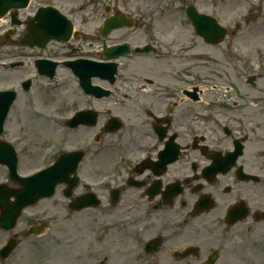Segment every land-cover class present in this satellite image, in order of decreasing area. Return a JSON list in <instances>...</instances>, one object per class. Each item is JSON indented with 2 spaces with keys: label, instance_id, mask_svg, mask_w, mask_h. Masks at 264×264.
<instances>
[{
  "label": "flooded vegetation",
  "instance_id": "af4514ba",
  "mask_svg": "<svg viewBox=\"0 0 264 264\" xmlns=\"http://www.w3.org/2000/svg\"><path fill=\"white\" fill-rule=\"evenodd\" d=\"M193 2L156 0L150 15L138 11L134 30L144 37L140 44L132 38L117 43L111 42V36L102 39L100 31L109 19L110 9L106 7H111V2L105 7L98 31L85 32L93 28L91 16L82 23L78 37L67 44L51 42L45 49L16 47L31 32V17L22 19L25 11L10 12L0 20V69L13 74L19 68L25 69L17 82L10 75L8 90L16 92V103L22 100L17 117L29 111L44 122L48 113L64 118L59 122L62 133L60 143L54 144L52 161L64 156L67 141L76 140L71 134L92 131V141L74 149L83 150L85 155L76 187H82L83 195L73 197L75 188L66 198L64 186L58 192L66 200L61 210L70 214L87 210L74 211L85 203L81 200L84 197L98 200L97 206L88 208L97 209L95 215L100 221L89 230V242L97 243L89 257L101 260V264L111 260L136 264H264V89L259 95H248L250 92L244 90L245 96L234 94L243 75L235 70L236 62H227L228 55L225 60L229 71L213 75L202 72L205 81L200 86L189 79L191 62L207 60L206 54H198L194 60L190 57L192 51L199 50L189 39L199 37L191 31L187 10L195 5L201 11L203 0ZM114 8L116 14L117 4ZM169 13L172 15L167 17ZM159 19H165L163 26L168 24L178 36L164 32ZM18 21L21 25L14 28L13 23ZM122 43L148 45L149 52L131 51L117 60L114 84L92 71V85L111 94L102 98L85 95L78 88L72 68L64 64H109L104 48ZM18 49L23 52L21 61L15 60L20 57L15 53ZM141 58L163 67L164 61L176 65L171 71L165 67L158 72L159 81L137 68ZM9 62L21 64L6 67ZM55 63L59 64L56 68ZM180 68L186 79L175 80L173 74ZM52 69L55 77L50 79ZM230 71L237 79L222 80ZM169 73L171 82L166 80ZM64 74L80 91L79 101H68L71 106L62 110L49 111L43 103L40 107L38 95L59 86ZM259 81L258 77L252 83L248 79L241 87L256 90ZM219 84L229 85V89L221 91ZM111 99L116 110L133 106L132 120L112 115L107 103ZM36 109L40 112H34ZM77 114H82L81 122L70 129L68 123ZM104 117L107 119L100 125ZM114 118L122 120L124 126L120 132L110 134L108 128ZM113 137L116 140L111 142ZM90 159L92 175H86L83 165ZM79 252L77 249L76 262L81 261Z\"/></svg>",
  "mask_w": 264,
  "mask_h": 264
},
{
  "label": "rangeland",
  "instance_id": "374dc122",
  "mask_svg": "<svg viewBox=\"0 0 264 264\" xmlns=\"http://www.w3.org/2000/svg\"><path fill=\"white\" fill-rule=\"evenodd\" d=\"M34 5H37L40 2H36ZM146 0H46L48 3L56 4L62 7L64 10H79V15L84 13H91L94 16L93 24L90 27L92 29H87L88 31H97L100 25V19L102 16H105V7L111 2L113 4L119 2L121 5H125L130 8L136 9L142 5L144 10L148 3ZM150 2V1H148ZM222 5L220 7V14L218 15L222 24L228 29L229 32H238L237 37L228 36V40L220 44L217 48L211 49L209 47H203L201 44H198L197 50L195 51L200 54H206L207 60H201L200 63L196 62L194 65H197L193 68L196 71H193L192 66L190 68V73L193 74L197 72H207L208 68H217V73L221 71H229V66L226 63V58L228 53V47L234 46L238 47L239 54L237 55V62L242 65L238 66V71L243 76L242 83H239L234 94L237 96H245L244 91L250 92L248 95H259L260 91L264 89V77H258L260 81L258 82V88L256 90H250L245 86V82L248 76H251L252 73H261V72H249L245 67L253 65H258L260 63L264 69V0H221ZM170 4V3H168ZM166 4V6L168 5ZM210 0H203L202 7L205 9H211ZM164 6V11L166 10ZM35 6H31L28 10H25L23 13L22 19L31 17L34 11ZM218 10V8H217ZM214 11V10H213ZM175 14V13H174ZM79 15L77 16V22L80 20ZM172 13L167 14V17L171 16ZM176 15V14H175ZM168 20V18H167ZM160 21V19H159ZM166 20H161V24ZM168 26V29H166ZM164 32H167L168 35L178 36L177 32L172 30L168 24H162ZM21 29V28H20ZM17 33H19V30ZM22 30V29H21ZM86 30V29H85ZM135 31V30H134ZM136 33L132 31H120L116 32L111 36V42L117 43L125 39H134L135 43L144 42V37L141 32ZM21 33V32H20ZM236 39V40H235ZM183 40V39H182ZM180 40V41H182ZM235 40V42H234ZM188 42V40L186 39ZM236 48H232L235 51ZM20 50H15L19 54ZM247 55L248 57H242ZM221 54V55H220ZM258 54H262L259 56ZM229 57V55H228ZM231 59H234L231 57ZM151 59L141 58L138 59L137 68L143 74L154 76L156 79L161 81L158 72L162 69L171 71L176 63L167 61L163 62L164 66L159 65V63L153 64ZM227 62H231L228 59ZM250 64V65H249ZM137 65V64H136ZM222 66V67H221ZM23 68L17 69L16 73L2 71L0 69V89H8L11 86L10 75L13 76L15 82L19 80L22 75ZM20 73V74H19ZM264 74V70L262 71ZM187 73H185L186 75ZM61 76V75H60ZM59 76V77H60ZM200 79V76H198ZM185 78V77H184ZM186 79V78H185ZM192 81V76L189 78ZM227 79H237L236 74L229 72L225 77L222 76V80ZM166 80L171 82L172 77L169 73ZM173 81V80H172ZM197 83V82H194ZM18 84V83H17ZM172 86V84H171ZM79 96V91L75 89V85L71 80L70 76L64 74L61 78L60 85L53 88H49V92H43L42 95H38L37 100L39 106L41 107L42 103L46 105V108L49 111L62 110V108H67L71 106V103L67 104L68 101H79L77 97ZM112 110V115H122L128 116L130 120L134 117V107L129 106L122 108L121 110H116V103L114 99L107 101ZM22 100H19L13 107V113L8 118L6 123V129L3 136V139L13 143L18 150L20 164H19V173L22 176H27L37 172L45 164V160L42 159L44 154V149L49 145L60 143L59 136L62 133L60 130L58 133L54 131L53 122H44V120L39 119L34 116V114L26 111L24 117H17L19 111L22 109ZM244 105H242L243 107ZM132 111H129L127 109ZM70 109V108H68ZM64 111V110H63ZM66 113H69L65 111ZM129 113V114H127ZM107 117L101 122H105ZM97 130V127L95 128ZM94 130V131H95ZM92 132V131H91ZM83 134V132H78L71 134L76 139L73 142L67 141L66 149L70 147H77L85 145L89 141V136L91 134ZM126 134V131H124ZM116 140V137L110 139L111 142ZM65 144V143H64ZM105 156H102L103 161ZM91 162L88 161L84 164L83 168L86 175H92L91 167L89 166ZM8 182V170L5 167H0V184ZM11 184V183H10ZM12 187H15L11 184ZM82 187L76 188L74 191L73 197H80L83 195ZM66 201L59 192L56 197L50 200H45L40 202L37 206L28 208L24 211L22 217L18 221L17 227L12 232H4L0 229V249L7 242L10 237H18V241L21 242L20 246L17 248L15 253L12 255V258L7 261L0 260V264H101V260H92L89 257L90 250L93 246H97V243L89 242V230L90 227L98 225L100 221L99 217L95 215L96 210H85L78 214H70L61 210V205ZM46 224L48 229L41 237H28L26 232L34 224ZM74 240L78 241L77 245L72 244ZM73 246V247H72ZM97 248V247H96ZM77 249L80 250L79 254L81 261L76 262L74 259L77 254ZM97 250V249H94ZM119 264H136L131 260H122L118 262ZM111 261H104V264H118Z\"/></svg>",
  "mask_w": 264,
  "mask_h": 264
},
{
  "label": "water",
  "instance_id": "95a60500",
  "mask_svg": "<svg viewBox=\"0 0 264 264\" xmlns=\"http://www.w3.org/2000/svg\"><path fill=\"white\" fill-rule=\"evenodd\" d=\"M28 3L29 0H0V17L9 11L26 8ZM190 16L198 33L208 43L217 44L224 39L226 31L216 25L213 19L197 16L194 11L190 12ZM123 24L124 20L122 18L113 20L107 24L104 32L109 34L112 30L122 27ZM72 30L71 23L58 12L53 9H43L39 12L36 21L32 22L31 35L24 41V44L32 47H44L51 40L68 41ZM75 71L82 80L83 89L87 93L92 94L93 89L90 86L91 74L89 71L85 68H77ZM113 72L115 73L116 71ZM94 74L95 76H102L100 73ZM14 100L15 94L13 93L0 94V137ZM77 122H73L72 125H76ZM81 156L80 154L68 155L51 169L35 177L23 179L17 175L18 159L14 149L0 141V165L9 168L11 181L20 186V189H11L7 185L0 186V227L5 230H12L16 227L24 209L35 206L43 199L53 197L59 184H67L69 193L76 184L75 179H71V176L76 175ZM14 249L15 243L12 242L3 250V258L6 259Z\"/></svg>",
  "mask_w": 264,
  "mask_h": 264
}]
</instances>
